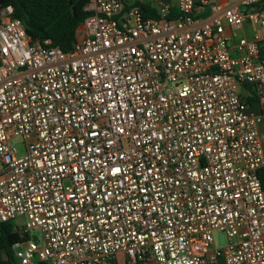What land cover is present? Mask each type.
<instances>
[{"label": "built area", "instance_id": "obj_1", "mask_svg": "<svg viewBox=\"0 0 264 264\" xmlns=\"http://www.w3.org/2000/svg\"><path fill=\"white\" fill-rule=\"evenodd\" d=\"M85 10L68 51L0 18L15 264H264V0H176L174 18L122 0Z\"/></svg>", "mask_w": 264, "mask_h": 264}, {"label": "trees", "instance_id": "obj_2", "mask_svg": "<svg viewBox=\"0 0 264 264\" xmlns=\"http://www.w3.org/2000/svg\"><path fill=\"white\" fill-rule=\"evenodd\" d=\"M87 2L88 0H0V18L1 11L10 7L9 16L20 20L32 39H49L52 45L68 51L80 37L78 32L87 14ZM139 8L142 11L141 6ZM262 179L264 180L263 175ZM21 240H25V237L17 232L10 220L0 221V264H15L12 246Z\"/></svg>", "mask_w": 264, "mask_h": 264}, {"label": "crops", "instance_id": "obj_3", "mask_svg": "<svg viewBox=\"0 0 264 264\" xmlns=\"http://www.w3.org/2000/svg\"><path fill=\"white\" fill-rule=\"evenodd\" d=\"M124 7L128 8L131 6H141L142 14L146 18L155 19L158 17L159 6L162 4L167 5L170 13L169 17L174 18L177 16L176 8V0H122ZM118 21L122 23L124 21L123 15H118ZM244 34L247 37H251L253 35V30L250 27H243ZM228 31V28H226ZM240 95L249 103L250 110L254 113L260 114L263 113V107L256 100L254 91L250 85H241L239 88ZM258 129L264 132V116L262 122L258 125ZM258 175L262 183V187L264 190V180L262 179V175L264 176V143H263V165L258 169ZM2 258L4 255L2 253Z\"/></svg>", "mask_w": 264, "mask_h": 264}, {"label": "rangeland", "instance_id": "obj_4", "mask_svg": "<svg viewBox=\"0 0 264 264\" xmlns=\"http://www.w3.org/2000/svg\"><path fill=\"white\" fill-rule=\"evenodd\" d=\"M10 11H11L10 7H8L5 10H2L1 11L2 15L1 16H9ZM244 26H245V28L246 27L247 28L250 27L249 23H245ZM78 33H79V36H81L82 31L80 30ZM10 143L14 144L16 146L18 154H22L23 153V145L21 143L20 137H12L10 139ZM10 222L12 223L13 227H18V226L22 225L23 220L20 219V218H15V219L11 220ZM33 234L34 235H39V232L37 230H30L29 231V235H33ZM213 238H214V242H215L216 246L221 247V246L226 245V243H227L226 237H225L224 233H222V232H215L213 234Z\"/></svg>", "mask_w": 264, "mask_h": 264}]
</instances>
